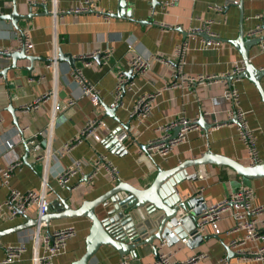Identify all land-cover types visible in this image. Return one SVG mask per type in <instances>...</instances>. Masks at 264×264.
<instances>
[{
  "label": "crops",
  "instance_id": "obj_1",
  "mask_svg": "<svg viewBox=\"0 0 264 264\" xmlns=\"http://www.w3.org/2000/svg\"><path fill=\"white\" fill-rule=\"evenodd\" d=\"M82 1L0 0V16L15 13L18 27L28 33L32 44V50L26 52L32 60L20 58L12 64L6 54L20 48V32L9 20L0 19V170L10 162H21L9 178V187L20 192H40L44 185V199L53 203L54 211L59 209L55 201L64 200L75 209L119 182L137 189L146 188L158 170H171L208 151L248 165L247 147L237 134V126L229 122L234 117V109L225 93L233 88L238 93L239 109L247 128L254 135L257 162H264V104L260 94L249 78L231 82L224 79L242 63L239 50L230 43L237 40L240 23L244 40L262 35L259 30L262 22L256 16L264 17V0H177L166 7H162L163 0H159L154 9L151 0H92L94 10L72 12ZM120 1L124 2L123 17L118 14ZM53 10L59 13L55 26ZM195 29L219 38V43L207 46L192 32ZM252 32L255 33L251 35ZM181 45H184V51L177 55L176 48ZM263 45L264 40L250 47L248 53L249 62L258 70H264ZM60 51L71 55L75 60L74 69H80L83 77L95 86L101 99L98 110L80 96L70 65L55 61ZM105 53H108L107 58ZM91 54H95L93 58H82ZM98 54L100 57L95 59ZM134 55L147 58L149 68L144 75H134L125 92L120 90L117 94L118 78L128 80L126 73L131 68L127 62ZM183 75L184 78L215 76L217 80L211 84L189 83L181 79ZM260 85L264 92V76ZM148 94L156 95L149 117L141 122L131 120L129 113L135 100ZM43 95L48 98L39 102L36 110H22ZM68 100H73V104L68 105ZM113 103L118 106L114 118L103 108ZM180 117L201 121L203 127L188 132L186 139L176 144L165 158L146 153L147 144L165 134L161 129ZM94 118L102 122V127L97 130L100 141L90 138L65 149L66 144L80 135L86 122ZM113 133H117L118 143L107 148L105 140ZM173 133L174 128L167 135L171 137ZM29 139H35L36 147L45 154L43 161L35 160L27 152L30 145L25 140ZM7 144L12 147L8 148ZM115 146L119 150L117 154L111 152ZM99 154L105 155L116 168V178L100 168L89 179ZM75 161L85 164L65 188H61L57 175L72 167ZM185 172L188 177L174 186L181 200L196 195L210 205L244 186L252 189L254 204H264V178L245 184V180L231 169L209 164L188 167ZM7 190L0 178V202L5 200ZM36 217V208L32 207L12 221L0 222V232ZM232 224L225 216L219 222L217 232L205 226L201 234L207 240L199 245L177 243L165 246L164 251L173 252V258L179 261L198 253L207 255L196 264H225V261L226 264H264V260L256 259L226 260L225 246L231 239L241 236L232 233ZM67 226L74 227L76 235L67 242L64 254L57 257L54 264H71L85 250V238L91 226L86 218L52 221L48 226L40 225L39 230L30 227L5 234L0 237V261L6 255L7 247L24 245L25 252L20 260L11 264H32L35 236L43 237ZM253 246V243L246 244L247 248ZM93 258L98 264L122 261L153 264L156 259L150 246L138 249L136 259L121 258L106 246L99 248Z\"/></svg>",
  "mask_w": 264,
  "mask_h": 264
},
{
  "label": "built area",
  "instance_id": "obj_2",
  "mask_svg": "<svg viewBox=\"0 0 264 264\" xmlns=\"http://www.w3.org/2000/svg\"><path fill=\"white\" fill-rule=\"evenodd\" d=\"M177 0H163L160 4L162 7H166L176 3ZM95 6L92 0H83L81 5L75 8L72 12L83 13L87 11L94 10ZM53 19V26H55L56 18L59 13L56 10L51 12ZM256 18L261 20V27L259 30L264 29V17L256 16ZM55 20V22H54ZM192 32L195 34L204 33L195 29ZM255 33L252 32L251 35ZM206 35L213 37L205 33ZM18 41L21 48L24 49L25 53L32 50V44L29 39L27 32H21L18 35ZM204 40V39H203ZM206 45L218 44L219 41L214 40H204ZM264 48V45H263ZM184 51V45L177 46L176 54L181 55ZM95 54L88 56H83V59L93 58ZM108 53H105V58H107ZM161 61V60H160ZM87 63V62H86ZM128 66L133 70L135 75H144L149 68V60L143 58L139 55L131 56L128 60ZM88 66V63L86 64ZM242 63L240 66H235L234 71L231 76L238 75L242 71ZM71 76L73 77L80 96L86 98L95 110L100 107L101 99L95 86L90 84L82 75L80 69H73L71 71ZM187 82L198 83V84H211L217 78L215 76H197L195 78H184ZM32 81V80H31ZM125 83L124 79L118 78L116 85V93L119 91L122 85ZM154 94H148L139 96L129 113L131 120L143 121L148 118L153 105V100L155 99ZM225 97L230 100L232 107L234 109V117L229 120V122L234 123L237 126V134L239 138L245 143L247 147V154L249 156L250 164L254 165L257 162V151L255 150V139L253 133L247 128L245 119L242 112L239 109V96L237 91L233 88L225 93ZM48 95H43L42 97L35 100L33 103L24 106L23 111L36 110L38 108L39 102L46 100ZM68 105L73 104V100H68ZM117 104L113 103L110 107H115ZM236 120V123L233 120ZM180 126L181 129L179 134L174 139H169L170 136L167 135L170 129ZM102 127V122L98 118L88 120L82 129L80 135L75 138L70 143L64 146L65 149H69L74 143H81L87 141L88 139H93L99 142V136H97V130ZM199 125L197 120H188L184 117L178 118L176 121L169 123L167 126L163 127L161 130L165 134L156 141H151L147 144L144 151L148 154H155L162 158L168 156L171 149L178 143L183 142L186 139L187 133L192 130H198ZM27 145H30L29 152L33 155L34 159L37 161H43L45 154L40 152L35 145V139L25 140ZM8 148H11V144H7ZM64 151V150H62ZM68 151V150H67ZM47 155V154H46ZM82 161H75L73 166L64 169L57 175V182L61 188H65L70 178L74 176L84 165ZM21 165V162H10L4 170H0V178L2 185L8 187L7 195L4 201L0 202V222L12 221L19 215L26 214L32 207L36 208L37 216H42L45 211V207L48 204L44 199L45 186L42 185L40 192L29 190L26 192H20L14 188L8 186L9 178L12 172ZM100 168H104L111 177L116 178V168L107 160L106 156L99 154L96 160L93 162V172L90 174L89 179L97 173ZM186 213L179 211L177 214V226L180 225L179 220ZM228 216L232 220V233H240L241 236H237L231 239L227 247L236 254V258L239 260L256 259L264 260V204L256 205L253 202V191L250 188L241 186L234 191H232L225 199L220 202H216L210 205L205 204V208L201 212L198 219L197 226L198 232L201 233L205 226H210L214 232L218 230V224L223 219V217ZM40 227L37 229L39 230ZM76 235V230L72 226H67L54 230L43 237L35 236V251L32 257V264H54L57 257L64 254L67 246V242L73 239ZM253 243L254 246L247 248V243ZM180 244L186 245L187 239H181ZM165 242L162 241L157 245L158 254L153 264H196L199 261L204 260L207 255L203 253H198L190 256L189 258L179 261L175 260L173 252L164 251ZM25 252L24 245L10 246L6 248V255L0 264H11L20 260L22 254ZM225 261V259H224ZM88 264H98L97 261L92 258L89 260ZM119 264H127L126 261H122ZM226 264V261H225Z\"/></svg>",
  "mask_w": 264,
  "mask_h": 264
},
{
  "label": "water",
  "instance_id": "obj_3",
  "mask_svg": "<svg viewBox=\"0 0 264 264\" xmlns=\"http://www.w3.org/2000/svg\"><path fill=\"white\" fill-rule=\"evenodd\" d=\"M123 3V1H120L119 7L121 10L118 13L119 17L124 16ZM151 5L154 9L159 5V0H151ZM114 16H117V14L112 15V17ZM241 18L242 14H240V21ZM0 19L9 20L17 32H22L17 25L15 13L8 16H0ZM261 32L262 35L259 37L253 36L248 40H244L240 23L238 38L230 43L239 50L243 69L238 75L227 76L224 79L227 82H231L233 79L249 78L259 92L261 101L264 104V92L260 85L264 70H258L253 67L249 62L248 55L250 47L258 45L264 40V29H261ZM198 35L206 41H220L219 38L210 37L205 33ZM6 56L12 59V64L20 58L32 60V57L27 56L21 47L6 54ZM99 57L100 55L98 54L95 59ZM55 61L57 63L67 62L71 69L75 67L74 58L71 55L62 54L61 51ZM134 75L133 70L129 69L126 73L128 80L120 89L122 93L125 92ZM117 107L103 106L106 114L112 118H114ZM233 122L236 123V120L234 119ZM197 124L203 127L201 121H197ZM180 129V126H176L173 135L169 139L176 138ZM117 140V133H113L104 142L108 148L118 143ZM27 152L29 151L27 150ZM111 152H116L117 154L119 150L115 146ZM208 164L227 167L246 181L264 178V162L244 165L233 159L208 151L200 158L182 162L171 170H158L152 182L143 189H137L119 182L101 196L92 201L82 202L75 209L70 208L64 200H58L55 201V204H58L59 209L53 211V203H48L42 216H37L33 220H27L22 225L0 232V237L30 227L37 228L42 224L48 226L52 221L86 218L91 222V226L85 238V250L81 257L71 264H88L89 260L103 246L112 248L121 258L130 256L132 259L137 258L138 249L144 246H150L156 258L158 254L157 245L162 241L165 242L166 247H171L184 238L187 239V246H197L207 240V237L198 232L197 226L201 212L205 208V203L202 197L196 195L181 200L175 193L174 186L177 182L180 183L185 180L184 178L188 177L185 172L186 168L202 167ZM179 211L186 214L179 220L180 225L177 226L176 219ZM188 224H190V227H188ZM225 250L227 253L226 260L237 257L227 246H225Z\"/></svg>",
  "mask_w": 264,
  "mask_h": 264
},
{
  "label": "rangeland",
  "instance_id": "obj_4",
  "mask_svg": "<svg viewBox=\"0 0 264 264\" xmlns=\"http://www.w3.org/2000/svg\"><path fill=\"white\" fill-rule=\"evenodd\" d=\"M244 182H245V184H247V181L246 180Z\"/></svg>",
  "mask_w": 264,
  "mask_h": 264
}]
</instances>
